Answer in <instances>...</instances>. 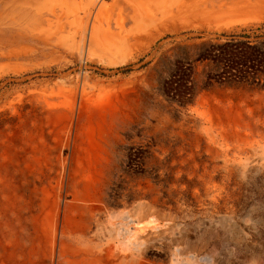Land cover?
<instances>
[{"label": "rangeland", "instance_id": "374dc122", "mask_svg": "<svg viewBox=\"0 0 264 264\" xmlns=\"http://www.w3.org/2000/svg\"><path fill=\"white\" fill-rule=\"evenodd\" d=\"M248 40L264 0H0V264H264Z\"/></svg>", "mask_w": 264, "mask_h": 264}, {"label": "trees", "instance_id": "16d2710c", "mask_svg": "<svg viewBox=\"0 0 264 264\" xmlns=\"http://www.w3.org/2000/svg\"><path fill=\"white\" fill-rule=\"evenodd\" d=\"M244 48H237L236 44L233 43H228L225 46V50L224 51H220V52H215L214 54V59L218 62V63H224L223 61L225 60V63H227L226 65H222L221 67L224 68L225 72L228 73L230 76H241L244 74V76L247 75V73H249L247 71V67L246 66L248 63L251 62V60L256 59L257 57L255 56V54H259V55H264V49H263V45L264 42H258L257 44H253L251 45L249 40L247 42L244 43ZM224 54H227V56H225ZM250 54H253L254 56L251 57ZM243 73V74H242ZM246 74V75H245ZM242 78V77H239ZM252 78H258L257 76V70H254L253 74H252Z\"/></svg>", "mask_w": 264, "mask_h": 264}]
</instances>
